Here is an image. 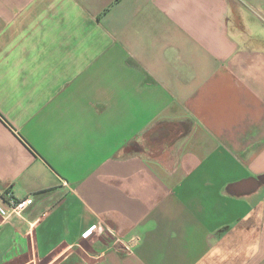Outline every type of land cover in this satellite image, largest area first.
I'll return each instance as SVG.
<instances>
[{
    "label": "crops",
    "instance_id": "crops-1",
    "mask_svg": "<svg viewBox=\"0 0 264 264\" xmlns=\"http://www.w3.org/2000/svg\"><path fill=\"white\" fill-rule=\"evenodd\" d=\"M0 264H264V0H0Z\"/></svg>",
    "mask_w": 264,
    "mask_h": 264
},
{
    "label": "built area",
    "instance_id": "built-area-1",
    "mask_svg": "<svg viewBox=\"0 0 264 264\" xmlns=\"http://www.w3.org/2000/svg\"><path fill=\"white\" fill-rule=\"evenodd\" d=\"M4 200L7 202L9 209L6 213V218H9L11 215L16 216H22L24 211L29 207V205L32 203V198L26 197V198H16L12 194V192L8 191L4 194ZM111 233L110 229L104 228V226L101 223H98L94 227H92L90 230L86 231L83 234V237L86 238L89 234L95 231H104ZM112 234V233H111ZM133 239L129 240L128 242L123 241L119 237L115 239V243L118 247V250L122 253H130L131 247H132V241Z\"/></svg>",
    "mask_w": 264,
    "mask_h": 264
}]
</instances>
